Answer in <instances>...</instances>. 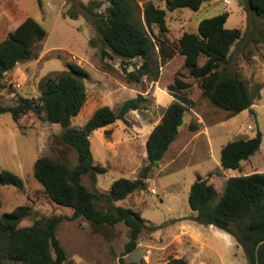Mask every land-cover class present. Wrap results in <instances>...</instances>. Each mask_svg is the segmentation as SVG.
<instances>
[{
    "label": "rangeland",
    "instance_id": "1",
    "mask_svg": "<svg viewBox=\"0 0 264 264\" xmlns=\"http://www.w3.org/2000/svg\"><path fill=\"white\" fill-rule=\"evenodd\" d=\"M150 2L166 10L168 32L161 33L158 26L152 29V36L165 42L166 58H161V45L157 42L153 58L162 64L158 81L147 76L131 82L128 72L137 70L143 61L102 57L101 50L106 45L94 22L84 14L77 19L67 16L80 3L103 13L109 0H0V44L27 18L46 30L45 37L35 46L34 59L18 65L2 80L0 102L15 106L19 96L39 99L44 81L67 71L68 63L80 65L91 75L85 82L87 101L72 119L76 128H83L99 108L108 106L118 113L126 101L142 96L144 101L138 110L91 135L95 164L107 172H91L82 177V184L96 195L99 210L131 208L147 222L137 249L124 257L125 264H167L171 258H184L190 264H249L243 247L228 231L192 220L196 213L189 205V195L199 176L216 188L219 200L229 178L264 173V20L248 15L245 0H207L197 12L189 8L170 11L167 0H134L137 21L150 33L143 14ZM223 13L229 14L225 27L242 32V39L231 48L229 68L254 97L251 110L232 118L203 95L199 80L191 75L185 56L178 51L185 33H197L203 20ZM205 62L206 58L201 57L199 65ZM177 78L190 86L183 90L172 88ZM177 100L186 102L189 109L176 141L150 171L147 188L125 200L110 202L107 195L114 181L136 180L148 166L147 140L166 109ZM194 125L199 128L193 130ZM62 131L61 124L47 122L43 114L31 112L18 122L10 113L0 116V173L9 170L24 182L23 189L0 185V217L23 205L32 207V215L20 227L31 226L43 216H67L56 232L67 253L64 264H121L130 240L129 228L124 223L98 225L83 217L72 218L74 211L50 200L34 177V164L43 156L71 167L77 164L75 150L61 140ZM259 132L260 150L243 161L241 169H224L223 147L232 141L252 139Z\"/></svg>",
    "mask_w": 264,
    "mask_h": 264
},
{
    "label": "trees",
    "instance_id": "2",
    "mask_svg": "<svg viewBox=\"0 0 264 264\" xmlns=\"http://www.w3.org/2000/svg\"><path fill=\"white\" fill-rule=\"evenodd\" d=\"M207 0H167L170 11L189 8L194 12L201 9ZM72 2V1H71ZM245 10L249 16L264 20V0H245ZM88 16L106 45L101 56L118 57L124 62L141 59L140 67L127 76L131 82L152 76L158 81L160 65L153 55L157 42L161 45V58H166L165 42L152 36V29L158 26L161 33L168 32L166 10L150 2L145 6L144 19L151 33L137 21L134 0H109L103 13L79 4L69 11L70 19ZM228 13L203 20L197 33H185L179 41L178 51L185 56V65L191 75L200 82L203 95L217 108L230 113V118L251 110L254 97L246 83L232 73L231 48L242 38L239 29L229 30L226 23ZM46 35L44 27L27 18L0 44V92L4 88L2 80L18 65L35 57V46ZM91 44H95L91 41ZM112 52L109 53L108 50ZM201 57L206 58L203 66ZM56 78H48L42 85L39 99L18 97L15 106H4L0 102V116L10 113L18 122L28 113L44 115L47 122L61 124V140L72 147L77 154L74 167L55 158L43 156L34 164V177L42 185L48 198L54 203L71 208L74 219L83 217L98 225L115 226L124 223L129 228L130 240L125 246L124 257L138 247V240L148 227L141 214L131 208L116 207L103 212L96 207V195L82 184V177L91 173H105V168L96 165L91 146V135L102 128L124 120L125 116L141 107L142 96L126 101L118 113L108 106L96 110L83 128L72 126V119L82 111L87 101L86 81L90 73L75 63L67 64ZM127 72V70H126ZM190 85L179 78L175 87L187 89ZM1 101V93H0ZM189 107L186 102L176 101L165 111L161 122L151 132L147 143L149 164L136 180L120 178L114 181L107 198L110 202L127 199L137 191L147 188V179L152 168L158 165L176 141L179 129L184 123ZM197 130L198 125L192 126ZM262 135L248 140H237L226 144L221 152V165L226 170L241 169L242 162L248 161L261 148ZM0 185L24 188L23 180L9 170L0 173ZM189 205L196 213L192 220L198 224L211 226L215 222L228 224V233L243 247L249 264H264V173L231 177L227 180L225 192L218 200V191L199 176L191 187ZM32 215L29 205L18 206L0 217V264H64L67 253L57 238V229L67 216L41 217L31 226L20 227L23 220ZM167 264H190L184 258H171Z\"/></svg>",
    "mask_w": 264,
    "mask_h": 264
},
{
    "label": "water",
    "instance_id": "3",
    "mask_svg": "<svg viewBox=\"0 0 264 264\" xmlns=\"http://www.w3.org/2000/svg\"><path fill=\"white\" fill-rule=\"evenodd\" d=\"M213 226H215V227H217L223 231H227V229H228V224L225 222H218L217 221L213 224Z\"/></svg>",
    "mask_w": 264,
    "mask_h": 264
},
{
    "label": "built area",
    "instance_id": "4",
    "mask_svg": "<svg viewBox=\"0 0 264 264\" xmlns=\"http://www.w3.org/2000/svg\"><path fill=\"white\" fill-rule=\"evenodd\" d=\"M219 2H223V3H229L231 0H217ZM238 1V0H237Z\"/></svg>",
    "mask_w": 264,
    "mask_h": 264
}]
</instances>
